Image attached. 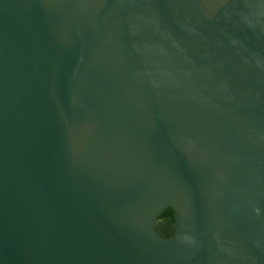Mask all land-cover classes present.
Listing matches in <instances>:
<instances>
[{"label":"water","instance_id":"water-1","mask_svg":"<svg viewBox=\"0 0 264 264\" xmlns=\"http://www.w3.org/2000/svg\"><path fill=\"white\" fill-rule=\"evenodd\" d=\"M0 264H264V0H0Z\"/></svg>","mask_w":264,"mask_h":264},{"label":"trees","instance_id":"trees-1","mask_svg":"<svg viewBox=\"0 0 264 264\" xmlns=\"http://www.w3.org/2000/svg\"><path fill=\"white\" fill-rule=\"evenodd\" d=\"M158 233L170 238L175 234L176 230V211L173 207H167L157 218Z\"/></svg>","mask_w":264,"mask_h":264}]
</instances>
